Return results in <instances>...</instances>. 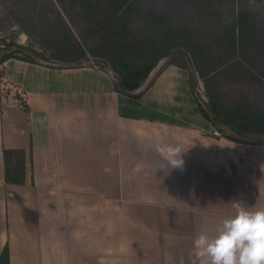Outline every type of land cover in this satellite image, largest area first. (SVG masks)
Here are the masks:
<instances>
[{"label": "crops", "instance_id": "0c3cea01", "mask_svg": "<svg viewBox=\"0 0 264 264\" xmlns=\"http://www.w3.org/2000/svg\"><path fill=\"white\" fill-rule=\"evenodd\" d=\"M25 65L17 94L4 96L0 77V254L7 245L10 264H197L196 238L215 236L237 201L264 209V145L212 136L186 69H159L145 105L122 103L89 67ZM135 104L138 117L120 115ZM4 148L26 152L24 185L5 182Z\"/></svg>", "mask_w": 264, "mask_h": 264}, {"label": "rangeland", "instance_id": "374dc122", "mask_svg": "<svg viewBox=\"0 0 264 264\" xmlns=\"http://www.w3.org/2000/svg\"><path fill=\"white\" fill-rule=\"evenodd\" d=\"M136 12L126 15L123 24H106L102 12L107 0H0V77L9 92H18L20 82L15 75L22 74L25 63L36 67L59 70L65 68H93L94 64L112 71L111 56L121 52L127 60L140 65L146 62V41L152 38V30L140 19L144 12L164 14L168 26L160 27L162 48L156 57L168 51L160 59L142 85L126 92L116 74L114 88L122 103L152 105V77L168 64H175L189 74V102L200 106L208 114V127L217 129L221 137L247 143L264 141L258 136L240 135L219 121L209 104V93L214 94L220 105L236 108L242 106L264 112V0H130ZM91 6H90V5ZM90 6V7H89ZM240 12L252 17L253 46L239 49L236 58L202 79L192 56L185 53L180 44L184 37H192L207 47L213 58H229L226 43L229 32ZM141 13V14H139ZM139 14V15H137ZM174 29L175 34L171 31ZM150 44V43H149ZM8 57L1 62L2 58ZM146 60V61H145ZM95 70V69H94ZM203 68V71H206ZM211 78V79H210ZM209 84L210 91L207 89ZM53 86V84H51ZM184 85V83H182ZM7 97V96H6ZM11 104V101L6 102ZM147 108V109H146ZM152 114L148 107L143 109ZM229 140V139H228Z\"/></svg>", "mask_w": 264, "mask_h": 264}, {"label": "trees", "instance_id": "16d2710c", "mask_svg": "<svg viewBox=\"0 0 264 264\" xmlns=\"http://www.w3.org/2000/svg\"><path fill=\"white\" fill-rule=\"evenodd\" d=\"M85 1L89 2V0H83V3H85ZM206 1L207 6H210V2H208L209 0ZM134 12H136V9L133 7V3L130 2V0H107V7L102 14L106 24H123L125 16ZM140 19L152 30L153 39L149 40L151 41L149 42L150 44L146 41L144 51L145 57H148L147 61L145 60L146 62H143L140 65H134L130 63L121 52H114L111 56L112 69L119 77L120 84L126 92H132L139 88L156 67L158 61L168 55V51L163 52L159 57H156L155 55L163 46V43L158 40L162 37L160 35V27L168 26V18L164 14H158L152 9V11L144 12L143 15L140 16ZM250 21H252V17L248 13L240 12L237 15L233 27L229 32V38H227L226 50L229 52V58L226 59H221L219 57L213 58L209 53L210 51H207L205 45L197 43L192 37H184L185 40L180 46L185 53L192 56L196 70L202 79H206L207 76H212L211 78H213V74L222 68L225 63L236 58L237 48L239 49L242 58L247 61L244 57V51H247L248 47L254 45L252 43L253 26L249 25ZM171 32L175 34L174 29ZM7 58L8 57L2 58L1 62L5 61ZM203 68H206L207 70L203 71ZM207 89L210 91L209 84L207 85ZM209 104L211 111L214 114V121H219L237 134L253 135L258 136L260 139H264V112L244 108L242 106L236 108L225 107L219 104L217 97L214 94L210 93ZM137 107L138 104L133 105L132 108H121L120 115L132 118L138 117L139 111ZM196 111L206 120L210 121L208 114H206L200 106L197 105ZM228 139L240 144L264 145V141L247 143L236 139ZM3 161L5 182L7 184L24 185L26 179V152L21 149L4 148ZM27 217L31 218L29 212H27ZM32 221L36 222L37 219H32ZM0 264H10L9 249L7 245L0 254Z\"/></svg>", "mask_w": 264, "mask_h": 264}, {"label": "clouds", "instance_id": "9594fccd", "mask_svg": "<svg viewBox=\"0 0 264 264\" xmlns=\"http://www.w3.org/2000/svg\"><path fill=\"white\" fill-rule=\"evenodd\" d=\"M164 151L172 168L183 167L178 147ZM234 207L235 215L223 219L215 236L201 232L196 238L197 264H264V209L252 211L240 201Z\"/></svg>", "mask_w": 264, "mask_h": 264}, {"label": "built area", "instance_id": "2783aa9c", "mask_svg": "<svg viewBox=\"0 0 264 264\" xmlns=\"http://www.w3.org/2000/svg\"><path fill=\"white\" fill-rule=\"evenodd\" d=\"M91 63H92L93 68L95 70H97L101 73H104L106 76H108L111 79L112 82L116 80L117 76L115 73H113V71L110 68H108V67L102 68V65L94 64L93 62H91ZM6 93H7V89L5 88V86H2V94L5 95ZM211 134H212V136H214L216 138H222L220 131L217 129H212Z\"/></svg>", "mask_w": 264, "mask_h": 264}]
</instances>
